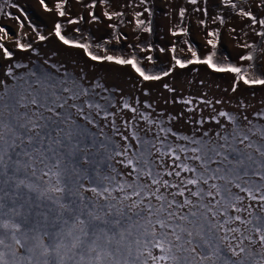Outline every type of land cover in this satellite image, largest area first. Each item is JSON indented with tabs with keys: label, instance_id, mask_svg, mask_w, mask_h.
<instances>
[{
	"label": "snow or ice",
	"instance_id": "snow-or-ice-1",
	"mask_svg": "<svg viewBox=\"0 0 264 264\" xmlns=\"http://www.w3.org/2000/svg\"><path fill=\"white\" fill-rule=\"evenodd\" d=\"M75 2L83 13L38 0L54 17L47 34L0 4L17 25L0 26V264H264V0H218L213 16L207 0L170 3L165 46L143 41L151 0ZM124 25L137 41L127 52ZM224 29L236 60L221 52ZM49 40L52 56L79 53L82 65L31 67ZM190 66L228 83L185 95L178 77Z\"/></svg>",
	"mask_w": 264,
	"mask_h": 264
},
{
	"label": "rangeland",
	"instance_id": "rangeland-1",
	"mask_svg": "<svg viewBox=\"0 0 264 264\" xmlns=\"http://www.w3.org/2000/svg\"><path fill=\"white\" fill-rule=\"evenodd\" d=\"M46 2H48L50 6L54 4V0H46ZM10 3H15L19 6V8H22L26 13L27 17L29 18V20L31 21V23L35 25L43 33L47 34L51 30L52 20L54 17L49 13H45L41 9L38 0H10ZM120 3H123V0H120ZM151 3L152 5H154L153 10L155 13L153 17L154 32L151 36L145 34L143 36V41L145 43L150 42L153 45L165 46L169 44L173 39L167 34L168 28L171 27V20L169 19L167 13L174 10L170 8L169 5L171 3V4H179L181 6H184L185 0H151ZM0 4H3V0H0ZM201 6L207 7L210 16L216 15L221 12V7L218 5V0H207V2L202 3ZM69 9L73 15H79L85 11L82 5L76 4L75 0H71ZM4 10L11 12L13 15L16 16L21 15L20 11L17 8H12L9 7L8 5H4ZM97 11L99 14V9ZM23 18L24 17L21 16V19ZM189 19H192L193 21L192 35L190 37V40L199 49L201 54H203L206 51L204 47V33L200 31L197 27H195V20L191 16V13L189 15ZM226 20H228L229 23L233 22L227 14H226ZM25 24L26 26L24 32L29 33V35H31L34 39V34L31 32V29L27 26L28 21H25ZM0 26L6 27L10 33H15L17 31V25L15 21L7 19V17L3 16L2 14H0ZM209 26L214 27V25L211 24ZM72 27L75 26L67 27L65 30V34L75 35L72 32ZM80 27L83 29L85 34H88V32L90 31L92 37L96 38V40L107 38L110 33V30L107 29L106 26L104 25L90 26L84 24L81 25ZM97 27H99V31H97ZM121 31H123L128 36V40L123 41V51L127 52L129 51L127 49V44L129 43L135 44L137 41L134 38V33L131 31L130 25L122 26ZM234 45H235V41L231 39L227 30L224 29L222 35V42H221V52L228 54L233 60H236L237 58L236 54L239 50L236 49ZM6 46L10 48L14 47V45L11 42H6ZM34 46L40 50V55L30 57L31 59L30 66L33 68L41 67L43 65V60L45 58H50L57 62H63L70 69L76 66L77 64L82 65L81 55L79 53H76L73 56L69 57L63 52H58L56 56H52L53 51H57L60 48V45L54 40H49ZM109 47H111V45ZM180 47H185V46L181 44ZM154 55L159 56L160 54L157 51ZM178 55L184 56L186 58L188 55L186 52V47H185V52L184 53L178 52ZM27 60L28 58H25V62H27ZM160 60L163 61L164 58L160 57ZM145 66H147L146 62H145ZM164 66H166V64ZM191 67L194 66H190V69L182 70L183 74L178 77V84H177L178 90L182 91L185 95L188 93L196 95L199 92L207 91L209 89H211L213 92H216L217 91L216 84L225 86L228 83L227 80L214 79L213 76H210L205 72L202 66L198 74L191 71ZM99 75L101 77L107 75V82L109 84L111 85L119 84L125 88V91H128L129 89L132 88V82L129 81L127 75H124L122 73L105 74L104 72H100ZM200 79L205 80V86L203 88L199 84ZM187 81H194V83L191 86H189ZM168 82L172 83L171 80H169ZM179 85H183V88L180 89Z\"/></svg>",
	"mask_w": 264,
	"mask_h": 264
}]
</instances>
